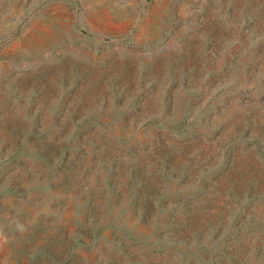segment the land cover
Returning a JSON list of instances; mask_svg holds the SVG:
<instances>
[{
    "label": "rangeland",
    "instance_id": "rangeland-1",
    "mask_svg": "<svg viewBox=\"0 0 264 264\" xmlns=\"http://www.w3.org/2000/svg\"><path fill=\"white\" fill-rule=\"evenodd\" d=\"M0 264H264V0H0Z\"/></svg>",
    "mask_w": 264,
    "mask_h": 264
},
{
    "label": "trees",
    "instance_id": "trees-1",
    "mask_svg": "<svg viewBox=\"0 0 264 264\" xmlns=\"http://www.w3.org/2000/svg\"><path fill=\"white\" fill-rule=\"evenodd\" d=\"M154 121L155 122L158 121L156 119V117L148 119L147 124H151ZM172 122L174 123V126L172 127V130L177 131V132L178 131H183L187 127H189V125H191V123L188 121L187 118H184V119L179 120V121H176V119H175ZM35 130H37V129H34L32 125L29 128H27V127L25 128V127H21V126L16 128V135H15L14 139L11 142L12 151H15V152L13 153L11 158L14 157L19 151H21L23 146H25L26 142H24V141L26 140V138L28 139V136L34 135V134L39 135L38 132H34ZM256 138H254L253 141L254 142H258V147H262L261 146L262 145V141L261 142L259 141V137L258 136ZM29 140L35 141V143H34L33 147H30V144L27 143L28 148L30 150H32L33 152H35L39 156V158L42 160L43 163L51 162L53 160V158H54V155L56 156L57 152L59 153V150L58 151H54L55 153L54 152L52 153L49 149H47L46 147H44L41 144L40 140L36 139L35 137H32V139L30 138ZM68 162L69 161L67 160V163ZM159 162H160L158 164L159 165V167H158V171L159 172H163V174L165 176H168V177L172 176L173 178H175L176 176H178V172L176 171V169L173 170L172 166L168 165V162L163 161V164L161 163V160ZM64 165L66 167V162L64 163ZM69 167H70V164H69ZM140 172H142V171L140 170ZM184 175H185V173H184ZM71 176H73V175H71ZM185 176H187V175H185ZM134 178H136V181L138 180L137 175ZM142 182H143L144 187H147L146 186L147 183H145L147 181L143 180ZM143 185L141 184L140 186L143 188ZM4 189H5V191L16 193L17 189H18V186L15 183H10V184H6L4 186ZM140 202L142 203V201H140ZM153 205H154L153 203L151 205V204H149L147 202L145 204H143V208H145V210H146L145 214H147V212H150V209L153 207ZM137 207H138V204H137ZM93 229H95L94 226H93Z\"/></svg>",
    "mask_w": 264,
    "mask_h": 264
},
{
    "label": "water",
    "instance_id": "water-1",
    "mask_svg": "<svg viewBox=\"0 0 264 264\" xmlns=\"http://www.w3.org/2000/svg\"><path fill=\"white\" fill-rule=\"evenodd\" d=\"M18 126H21V127H26V122L24 121V120H19L18 121ZM36 124H37V126L39 127V125L41 124L38 120L36 121ZM75 174H76V170L75 171H73V173H72V175L73 176H75ZM128 189V188H127ZM126 192H127V190L126 189H124V193L126 194Z\"/></svg>",
    "mask_w": 264,
    "mask_h": 264
}]
</instances>
